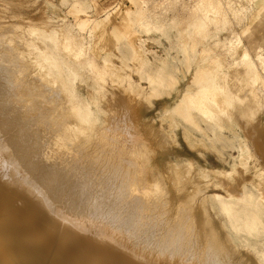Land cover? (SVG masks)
Wrapping results in <instances>:
<instances>
[{
  "label": "rangeland",
  "instance_id": "rangeland-1",
  "mask_svg": "<svg viewBox=\"0 0 264 264\" xmlns=\"http://www.w3.org/2000/svg\"><path fill=\"white\" fill-rule=\"evenodd\" d=\"M228 1L238 15L230 12L224 23L217 0L213 11L199 7L200 0H0V123L16 142L27 137L37 140L49 153L46 161L40 159L41 165L48 166L57 154L68 151L54 143L55 137L52 142L50 137L60 127L47 124V118L39 123V116L22 113L19 105L7 114L20 94L13 89L17 75L23 79L9 55L11 49L25 50L55 80L45 84L41 76L30 74L33 83L41 80L39 90L56 97V104L66 111L71 93L89 115V122L79 126L84 129L78 132L82 152L70 153L67 162L56 167V182L65 184L56 195L58 204L69 207L77 194L86 196L81 200L84 206H104L106 213L131 225L128 231L142 232L136 235L144 244L146 234L158 236L173 215L180 214L175 208L178 186L169 178L172 167H177L183 179L176 184L190 207L186 214H202L227 235L236 256L264 264V213L262 226L249 233L232 227L219 201L236 203L244 195L248 203L264 206V87L251 83L241 62L244 49L253 59L257 51L264 56V0ZM200 21L205 22L203 28ZM205 48L210 52L200 58ZM211 57L218 66L210 81L244 101L213 116L193 110L194 124H189L172 110L185 93L197 91L192 76L197 65H206ZM252 88L256 97L249 94ZM38 93L27 96L28 105ZM61 114L57 110L56 118L72 123L74 118ZM163 136L167 144L160 148ZM137 181L140 189L152 181L160 190L151 187L140 197L130 187ZM81 183L87 186L81 189ZM184 240L179 245L188 251L180 256H192L188 263L213 264V257L201 258L208 252L193 233Z\"/></svg>",
  "mask_w": 264,
  "mask_h": 264
},
{
  "label": "bare ground",
  "instance_id": "bare-ground-1",
  "mask_svg": "<svg viewBox=\"0 0 264 264\" xmlns=\"http://www.w3.org/2000/svg\"><path fill=\"white\" fill-rule=\"evenodd\" d=\"M217 1H219L217 9H222L225 13L221 21L226 23L225 18L230 12L233 16L238 15L230 10L228 0ZM212 6H214L213 0H200L199 2V7L216 10ZM208 21L211 22V18H208ZM213 21L215 22L214 19ZM204 25L205 22L200 21L199 27L203 28ZM68 44L65 46V43L63 46L68 49ZM9 50L6 52H10ZM11 52L13 53L9 55L10 62L13 66L18 67V72L22 74L23 79L20 80L18 78L20 75H17L18 83L13 89L20 94L17 95L15 103H12V108L7 107V114L11 113L10 109L14 111V106L19 105L22 113L39 116V123L46 121L42 118H47V124L60 127V132L52 135L51 140L55 137L54 143L65 145L68 151L60 149L66 154L60 153L57 156L56 153L57 160L54 159L55 162H50L51 164L48 166L41 165L40 159L46 161V158H49V153H44V148L39 146L37 140L26 136L27 138L24 140L18 138L16 142L9 132L6 133L2 129L0 123V264H190L188 260L193 258L192 256H180L183 251H188V248L179 245L185 241V236L188 233H193L202 250L208 252L201 258L213 257V264H250L248 259L236 256L237 253L231 246L227 235L220 234L211 221L203 217L202 214H186L190 207L186 201L182 200V189L177 185L183 179V176L176 173L177 167H172L169 178L173 185L178 186L175 189V208L179 207L180 214H174V220L167 222L166 227L160 234L158 233V236L150 237L146 234L148 242L144 244L136 235L142 232L128 231L127 228L131 225L123 222L118 216L106 213L104 206L89 204L84 206L81 200L86 196L77 194L78 199L74 202L75 204L71 201L69 207L58 204L56 195L60 191L63 192L61 189L65 187V184L60 185V180L56 182V167L63 166L67 162L66 156L70 153L82 152L81 148L84 145L79 140L78 132L82 133L84 129L79 126H85L89 122V115L78 105V102L74 101L75 97L71 93L66 111L61 103L56 104L54 101L56 97H50L45 92H41L39 90L41 80L45 84L55 82L53 79L50 80V73L39 64L36 58L30 57L29 53L26 54L25 50L21 52L18 49H11ZM209 52L210 50L206 48L202 49L200 58H204ZM244 53L245 56L241 62L250 73L251 83H259L264 87L262 79L264 56L257 51L253 59L246 49H244ZM45 60L53 63L50 56L45 55ZM206 63V65H202V63L197 65L191 79V82L198 86L197 91L185 93L172 110L189 124H194L193 110L207 117L215 112L226 113L233 104H237V102L242 104L244 101L210 81L211 75L218 66L217 59L211 57ZM30 74L41 76L39 83L36 81L33 83L34 79L31 80ZM205 82L209 83V86H203ZM36 91H39L38 99L28 105L27 96ZM63 91L69 90L63 87ZM157 91V88L153 87L152 94H156ZM128 92L137 97L130 86H128ZM255 92V89L252 88L249 94L256 97ZM219 94L222 97L221 100H219ZM5 102H1V105L7 103ZM212 107L216 110H213ZM57 110L62 113L63 117L74 118L72 123L62 121V116L56 118ZM2 133L4 135L1 137ZM66 141L72 145L67 146ZM158 144L160 148L165 146L166 138L163 136ZM74 145L76 148L73 147ZM83 186H87V184L81 183V189ZM130 187L140 197L148 195L151 187L155 191L160 190L158 185L152 181L147 184V187L142 186V189H140L138 181L132 182ZM261 191L260 194L263 193L262 199L264 200V192L261 193ZM77 192L79 193L80 190ZM85 192L90 193L87 190L83 191V193ZM52 196H55V199ZM250 197L248 196V198ZM237 198H240V201L236 203H227L219 198L222 211L230 219V223L235 229L245 230L249 233L257 230L262 226L261 215L264 213V206L259 205L257 201L254 205L248 203L245 201L244 195ZM89 200L91 201V199ZM241 201H243L242 204ZM80 206L83 207L80 208ZM74 209L77 210L74 211ZM67 211L74 218L67 216L69 214L66 213ZM124 232L130 236L126 237ZM122 236L126 238H122ZM143 246H146V250L143 249ZM210 252H213L212 256L208 255ZM192 264L209 263L193 262Z\"/></svg>",
  "mask_w": 264,
  "mask_h": 264
}]
</instances>
